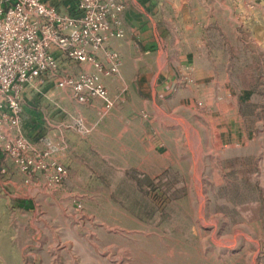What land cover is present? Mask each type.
<instances>
[{"label": "rangeland", "instance_id": "obj_1", "mask_svg": "<svg viewBox=\"0 0 264 264\" xmlns=\"http://www.w3.org/2000/svg\"><path fill=\"white\" fill-rule=\"evenodd\" d=\"M223 2L193 6L218 15L223 30L213 20L207 30L211 45L227 47L226 63L212 67L230 81L207 86L239 94L233 111L210 114L196 103L184 113L172 109L176 99L155 102L158 67L147 59L156 55L136 32L126 35L123 15V36L108 46L122 65L102 77L110 110L54 84L26 91L23 109L35 112L19 129L30 149L11 155L0 145V264H264V57L247 32L232 31L225 12L237 0ZM99 58L106 61L103 51ZM194 73V65L179 68L176 84L195 86ZM154 118L166 143L151 147L139 123ZM170 119L180 122L176 139ZM13 134L3 132L6 141Z\"/></svg>", "mask_w": 264, "mask_h": 264}, {"label": "built area", "instance_id": "obj_2", "mask_svg": "<svg viewBox=\"0 0 264 264\" xmlns=\"http://www.w3.org/2000/svg\"><path fill=\"white\" fill-rule=\"evenodd\" d=\"M126 4V0H64L62 4L0 0V145L5 144L8 154L20 155L31 146L19 129L27 90L54 84L68 89L77 102L98 98L103 110L112 108L102 77L118 72L122 65L120 54L108 46L113 38L123 36ZM101 51L105 62L99 58ZM77 65L82 70L70 74ZM6 130L14 132L8 141Z\"/></svg>", "mask_w": 264, "mask_h": 264}, {"label": "crops", "instance_id": "obj_3", "mask_svg": "<svg viewBox=\"0 0 264 264\" xmlns=\"http://www.w3.org/2000/svg\"><path fill=\"white\" fill-rule=\"evenodd\" d=\"M199 0H126V12L123 14V23L126 28V35L129 31H134L141 36L140 40L145 53L156 55V57H148L154 66L158 69L154 75L156 87L153 89V97L155 102L163 103L166 100L176 99L177 105L172 109H182L186 112L188 109L196 108V103H200V107H204L207 113H216L232 110L243 102V98L235 92L215 91L214 86H207L208 82H227L230 76L227 72H220L219 68L226 63L225 52L226 46H222L218 50L209 41L207 30L210 20H213V26L221 27L218 15L210 13L207 6L199 10V6L194 7V3ZM201 2H209V0H200ZM224 2L229 0H222ZM50 3L62 4L64 0H48ZM152 2L158 3L154 6ZM223 2V3H224ZM239 8L235 11L229 9L225 14L230 19L235 34H239L242 30L247 32L249 37V47L255 51H261L264 57V0H237ZM169 3V4H168ZM61 8H65L61 5ZM204 10L206 11L204 14ZM199 14H202L199 16ZM202 17L201 22L199 18ZM215 20V21H214ZM217 20V21H216ZM217 22V23H215ZM222 27L220 31H222ZM156 37L154 41L152 37ZM160 35V40L157 39ZM152 42V43H150ZM147 43H150L148 46ZM126 45V42H125ZM122 41L121 46L125 47ZM153 51V52H151ZM261 72L264 74V60L261 61ZM187 65H194L195 68V86H180L176 84L178 69H184ZM214 66V67H212ZM106 86L109 88L110 81L105 80ZM174 89V90H173ZM218 89V88H217ZM220 99L219 102L215 100ZM124 100V99H122ZM156 107V106H155ZM217 107V108H216ZM215 109V110H214ZM139 114L146 118L150 112L145 107H139ZM146 111V113H145ZM163 113L160 108L156 107L154 112ZM233 111V110H232ZM27 112L32 114L33 110L24 106L23 127L27 124ZM148 121V125L144 122ZM152 120L142 119L140 125L142 139L151 147L161 146L166 143L161 133V124H152ZM168 124L171 129V138L179 137L178 127L179 121L170 119ZM186 138L189 139L188 127L184 125ZM175 131V132H174ZM3 159L0 158V173L5 172L2 165Z\"/></svg>", "mask_w": 264, "mask_h": 264}]
</instances>
